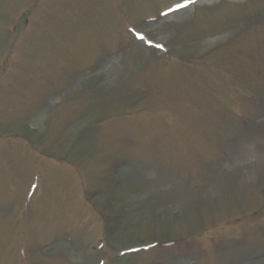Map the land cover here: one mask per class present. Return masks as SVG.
<instances>
[{
	"label": "rangeland",
	"instance_id": "rangeland-1",
	"mask_svg": "<svg viewBox=\"0 0 264 264\" xmlns=\"http://www.w3.org/2000/svg\"><path fill=\"white\" fill-rule=\"evenodd\" d=\"M174 1L1 11L0 264H264V0Z\"/></svg>",
	"mask_w": 264,
	"mask_h": 264
},
{
	"label": "snow or ice",
	"instance_id": "snow-or-ice-1",
	"mask_svg": "<svg viewBox=\"0 0 264 264\" xmlns=\"http://www.w3.org/2000/svg\"><path fill=\"white\" fill-rule=\"evenodd\" d=\"M196 0H177L174 6H169L166 11H161L160 15L163 17H168L170 13L179 12L181 8L187 9L189 4H194ZM129 31L134 35V37L141 42H144L149 48H159L164 49L163 43H156L157 37L151 35L152 26L145 25L142 26L139 30L136 26H133ZM149 33L146 35L145 33ZM103 245H101L102 247Z\"/></svg>",
	"mask_w": 264,
	"mask_h": 264
},
{
	"label": "flooded vegetation",
	"instance_id": "flooded-vegetation-1",
	"mask_svg": "<svg viewBox=\"0 0 264 264\" xmlns=\"http://www.w3.org/2000/svg\"><path fill=\"white\" fill-rule=\"evenodd\" d=\"M20 1H22V2H26V1H28V0H20ZM29 1H30V0H29ZM1 36H2L3 38H5L6 35H4V34L2 33V30H1V28H0V39H1Z\"/></svg>",
	"mask_w": 264,
	"mask_h": 264
},
{
	"label": "bare ground",
	"instance_id": "bare-ground-1",
	"mask_svg": "<svg viewBox=\"0 0 264 264\" xmlns=\"http://www.w3.org/2000/svg\"><path fill=\"white\" fill-rule=\"evenodd\" d=\"M198 3H199V2H196L195 5L198 4ZM192 6H193V5L191 4V5L188 7V9H189L190 7H192ZM259 142L264 143V142H262V141H259ZM241 158H242V157H241Z\"/></svg>",
	"mask_w": 264,
	"mask_h": 264
}]
</instances>
